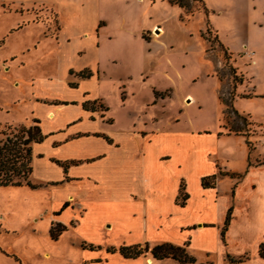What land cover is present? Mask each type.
Returning a JSON list of instances; mask_svg holds the SVG:
<instances>
[{
  "label": "crops",
  "instance_id": "obj_1",
  "mask_svg": "<svg viewBox=\"0 0 264 264\" xmlns=\"http://www.w3.org/2000/svg\"><path fill=\"white\" fill-rule=\"evenodd\" d=\"M60 1L69 7L65 15L46 0H0V8H52L59 24L53 38L43 35L42 25L28 24L27 15L14 11L21 16L22 25L11 32L31 25L41 30V44L48 42L62 50L71 42L88 39L98 52L102 36L106 38L105 33L99 34L107 26L101 16L113 0ZM66 24L75 28L72 36L66 33ZM142 31L147 30L140 34ZM159 35L154 34L155 38ZM3 44L0 36V47ZM31 49L9 62L17 69L26 67L23 60ZM83 54L80 50L77 56ZM248 55L255 63L256 55ZM3 63L8 65L6 60ZM83 67L65 66L64 78L50 73L30 75L28 94L24 99L14 96L12 104L30 103L20 123L27 120L33 125L37 121L43 136L31 145V174L37 173L38 181L43 182L39 188L55 193L49 241L56 244L70 231L75 232V242L84 254L81 264H179L170 258L156 260L149 251L134 259L117 251L121 246L150 249L164 243L183 247L194 259L192 264H264L259 256V246L264 243V93L242 90L248 86L240 74L242 83L235 86L229 100L232 114L241 120L240 126L231 124L240 130L238 134L229 132L227 120L221 124V118L213 131L180 125L176 129L153 117L117 125L107 116L109 107L104 99L91 93L104 76L99 62ZM83 70L92 75L78 77ZM56 85L66 95L54 93ZM154 92L150 105L170 98L155 97ZM120 96L124 101L123 91ZM224 106L221 116H225ZM2 110L0 121L20 124L13 122L11 111ZM240 146L242 151H238ZM211 176L214 180L207 179ZM204 178L208 186L202 185ZM180 186L184 200L178 198ZM229 209L230 222L222 239ZM53 224L66 227L57 240L49 235ZM47 256L44 252L42 257Z\"/></svg>",
  "mask_w": 264,
  "mask_h": 264
},
{
  "label": "rangeland",
  "instance_id": "obj_2",
  "mask_svg": "<svg viewBox=\"0 0 264 264\" xmlns=\"http://www.w3.org/2000/svg\"><path fill=\"white\" fill-rule=\"evenodd\" d=\"M46 1L54 3L64 15L69 12L68 5L60 0ZM201 1L206 11L196 3L187 13L167 0H113L101 16L107 26L99 30L106 38L102 36L98 52L88 39L71 42L62 50L48 42L41 44V30L31 25L11 32L22 25L21 16L14 11L27 15L28 24L42 25L43 35L53 38L59 24L52 8H0V12L10 13H0V36L4 37L0 47V113L7 108L14 115L13 122L23 121L30 103L12 104L14 96L23 98L28 94L30 75L50 73L64 78L65 66L89 67L99 62L104 76L91 93L104 99L109 107L107 116L117 125L153 117L176 129L190 126L213 131L219 127L220 118L221 124L227 120L229 125L240 126L241 120L232 112L228 117L221 116L225 107L222 101L229 104L230 94L234 93L233 68L236 76L242 73L245 78L248 87L242 86V90L264 93V0ZM89 11L88 22L93 7ZM64 29L71 36L75 30L67 24ZM143 29L147 31L140 34ZM154 34L160 35L155 38ZM29 48L23 60L26 67L17 69L9 62ZM80 50L84 54L77 56ZM249 52L256 55L255 63L249 60ZM5 60L8 65L3 63ZM54 87V93L66 95L58 85ZM153 89L158 97L170 98L150 105ZM5 125L0 121V131ZM20 125L29 127L31 122L11 126ZM238 151H242L241 146ZM29 180L39 187L43 184L37 173ZM39 187L0 188V264H81L84 254L75 242V232L70 231L56 244L49 241L50 213L56 198L49 188ZM44 252L49 254L45 259Z\"/></svg>",
  "mask_w": 264,
  "mask_h": 264
},
{
  "label": "trees",
  "instance_id": "obj_3",
  "mask_svg": "<svg viewBox=\"0 0 264 264\" xmlns=\"http://www.w3.org/2000/svg\"><path fill=\"white\" fill-rule=\"evenodd\" d=\"M170 5H175L180 9L184 10L187 13H191L194 9L193 4H200L201 9L206 11V8L201 0H167ZM4 7V6H1ZM235 68L232 69L233 76V88L237 84L242 83V76H236L234 72ZM80 78H89L92 74L89 70H83L76 74ZM154 96L157 97V93L154 92ZM264 97V95L262 96ZM226 105L225 116L228 117L232 108L230 104L222 101ZM84 107L89 108L87 104ZM90 108L93 109V104L90 105ZM234 113V112H233ZM244 121V120H243ZM37 121H34V124L25 127V126H14L5 125L4 130L0 131V188L12 187L20 188L27 187L31 190L37 189L39 186L32 184L29 180V177L32 173L31 166V145L33 143H38L42 141L43 136L40 133L39 127L36 125ZM226 126L228 127L229 132L235 134L240 133V130L234 129L229 122L226 121ZM207 179L214 180V176H211ZM203 186H208L206 179L202 180ZM183 186H180L178 198L184 200L186 195L183 193ZM231 209L227 211L223 228L221 231V237L224 239V233L230 222ZM66 230V227L60 224H53L50 227L49 235L52 240H57L59 235ZM119 254L124 258L134 259L139 257L144 252L149 251L152 257L156 260L162 259H173L179 264H192L194 259L185 252L183 247L174 246L169 243L155 245L152 248L148 246L141 247L140 245L134 246H121L118 250ZM259 256L264 259V243L259 246ZM13 257V256H12ZM14 259L18 261L15 257Z\"/></svg>",
  "mask_w": 264,
  "mask_h": 264
}]
</instances>
